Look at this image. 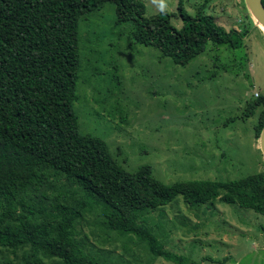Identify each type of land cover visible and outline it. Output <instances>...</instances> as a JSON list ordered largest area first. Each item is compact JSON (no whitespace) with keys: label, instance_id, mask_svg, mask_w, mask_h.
<instances>
[{"label":"trees","instance_id":"16d2710c","mask_svg":"<svg viewBox=\"0 0 264 264\" xmlns=\"http://www.w3.org/2000/svg\"><path fill=\"white\" fill-rule=\"evenodd\" d=\"M106 1L115 3L118 25H132L137 43L179 65L209 42L243 47L250 27L264 36L250 13L243 28L227 30L203 8L191 15L182 2L178 28L167 10L146 16L141 0H0V264H106L81 228L85 214L98 209L106 231L136 237L154 259L201 264L167 249L148 214L182 196L196 209L220 201L264 215L263 171L167 184L151 166L127 172L103 139L81 133L74 108L80 20ZM249 104L261 108L260 137L264 96ZM7 254L16 261H5Z\"/></svg>","mask_w":264,"mask_h":264},{"label":"rangeland","instance_id":"374dc122","mask_svg":"<svg viewBox=\"0 0 264 264\" xmlns=\"http://www.w3.org/2000/svg\"><path fill=\"white\" fill-rule=\"evenodd\" d=\"M146 16L162 10L180 28L181 2L215 17L227 30L241 29L245 0H141ZM130 23L117 24L106 1L80 20L78 100L80 131L103 139L129 173L151 166L167 184L188 180L233 181L263 171L257 137L264 96V36L250 32L241 48L209 42L186 65L154 46L137 43ZM254 112V113H253ZM100 210L85 214L82 229L106 264H176L152 254L136 237L106 231ZM166 248L201 264H264V215L217 201L199 209L179 196L148 214ZM5 261H16L7 254ZM45 259V264H52Z\"/></svg>","mask_w":264,"mask_h":264},{"label":"water","instance_id":"95a60500","mask_svg":"<svg viewBox=\"0 0 264 264\" xmlns=\"http://www.w3.org/2000/svg\"><path fill=\"white\" fill-rule=\"evenodd\" d=\"M247 8L252 18L255 20V24L264 32V4L262 0H245ZM260 147L264 157V128L260 135ZM264 172V166H263Z\"/></svg>","mask_w":264,"mask_h":264}]
</instances>
